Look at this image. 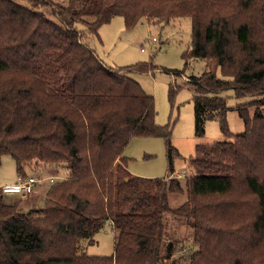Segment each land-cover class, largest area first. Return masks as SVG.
Returning a JSON list of instances; mask_svg holds the SVG:
<instances>
[{
  "label": "trees",
  "instance_id": "obj_1",
  "mask_svg": "<svg viewBox=\"0 0 264 264\" xmlns=\"http://www.w3.org/2000/svg\"><path fill=\"white\" fill-rule=\"evenodd\" d=\"M116 16L126 29L190 20L184 64L205 63L187 81L194 133L216 121L225 139L196 144L185 189L173 176L169 128L129 77L156 68L107 66L89 45ZM228 90L242 102L230 107L220 96ZM263 106L264 0H0V159L11 156L22 178L34 161L69 171L27 211L5 204L0 187V264H164L168 214L193 229L188 264H264ZM233 109L244 124L235 134ZM133 137L163 138L170 174H131L122 152ZM184 192L172 209L169 196ZM105 223L113 253H81Z\"/></svg>",
  "mask_w": 264,
  "mask_h": 264
},
{
  "label": "rangeland",
  "instance_id": "obj_2",
  "mask_svg": "<svg viewBox=\"0 0 264 264\" xmlns=\"http://www.w3.org/2000/svg\"><path fill=\"white\" fill-rule=\"evenodd\" d=\"M56 1V0H54ZM101 31V32H100ZM101 34V35H100ZM191 24L188 18H178L165 23H148L141 19L132 29H126L122 17L112 18L110 23L100 27L99 39L89 38L90 47L107 66L125 67L136 63H150L156 69L150 72H131L129 77L137 82L142 90L153 97L156 112L155 123L169 128V143L173 148L172 170L181 175V186L185 189V177L193 174L188 161L194 155L198 143H211L225 139L216 121L204 125V134L196 137L194 133V91L187 81L202 74L205 63L201 59H190L185 66L182 55L191 42ZM155 38V41L152 40ZM176 71H183L175 74ZM219 76V74H218ZM173 95L170 96V91ZM227 98L228 105L234 107L242 101L233 98V91L220 94ZM252 107L249 113H253ZM264 113V106L261 108ZM226 122L231 133L244 130V124L235 109L228 111ZM127 158L128 171L143 178H163L170 174L168 147L161 137H133L122 152ZM37 182L48 188L63 179L69 171L64 166H42L32 162L28 166ZM40 167V168H39ZM30 170V169H29ZM177 174H173L177 177ZM47 177V178H44ZM15 162L11 156L0 159V187L15 182ZM46 185V187H47ZM32 194H30L31 196ZM29 196V195H28ZM186 192L169 196V206L174 209L186 201ZM20 195H10L3 191V202L15 204ZM16 201V202H17ZM22 206L23 202L19 201ZM33 207L42 206L41 198ZM115 234L109 223H105L94 236L92 243L81 250L88 256H110L114 250ZM165 242L170 244L169 256L164 264H188L190 254L196 249L193 241V229L183 219L167 215L165 219Z\"/></svg>",
  "mask_w": 264,
  "mask_h": 264
},
{
  "label": "crops",
  "instance_id": "obj_3",
  "mask_svg": "<svg viewBox=\"0 0 264 264\" xmlns=\"http://www.w3.org/2000/svg\"><path fill=\"white\" fill-rule=\"evenodd\" d=\"M101 32V31H100ZM101 35V34H100ZM98 56V55H97ZM99 57V56H98ZM43 166V165H42ZM40 168V167H39ZM30 169V170H29ZM28 171H31V168H29V167H26L25 169H24V174H25V176L26 177H29V176H32L30 173H27ZM32 172V171H31ZM174 174H177V172L175 173L174 172ZM17 178H18V176L16 175V177H15V182L17 181ZM44 178H47V177H45L44 176ZM14 182V183H15ZM42 182V181H41ZM41 182H37L35 185H34V189H33V192H32V195L30 196H22L21 194H19V193H9L10 195H20V198L18 199V201H17V198H15L16 200H14V203H16V204H18L21 208H23L25 211H27V210H29L30 208H32L33 206H35V205H37V201H39L41 198H45V193H46V191H47V189H48V185H47V187H46V185L44 184V182H43V184L41 183ZM12 184H13V182H12ZM10 185V184H9ZM3 187V186H2ZM17 201V202H16ZM19 201H21V202H23V204L25 205V206H22L21 204H20V202Z\"/></svg>",
  "mask_w": 264,
  "mask_h": 264
},
{
  "label": "built area",
  "instance_id": "obj_4",
  "mask_svg": "<svg viewBox=\"0 0 264 264\" xmlns=\"http://www.w3.org/2000/svg\"><path fill=\"white\" fill-rule=\"evenodd\" d=\"M153 41H155V38H152ZM181 175L177 174V177H180ZM36 184V179L33 177H18L17 181L10 185H5L2 187L3 191H6L8 193H19L22 196H28L32 194L34 185Z\"/></svg>",
  "mask_w": 264,
  "mask_h": 264
}]
</instances>
